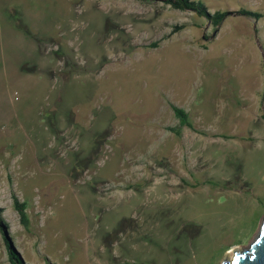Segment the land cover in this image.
<instances>
[{
	"label": "rangeland",
	"instance_id": "obj_1",
	"mask_svg": "<svg viewBox=\"0 0 264 264\" xmlns=\"http://www.w3.org/2000/svg\"><path fill=\"white\" fill-rule=\"evenodd\" d=\"M201 1L229 12L215 36L164 0H0V264L11 247L26 264H222L249 245L264 0ZM172 104L207 134L172 133Z\"/></svg>",
	"mask_w": 264,
	"mask_h": 264
},
{
	"label": "trees",
	"instance_id": "obj_2",
	"mask_svg": "<svg viewBox=\"0 0 264 264\" xmlns=\"http://www.w3.org/2000/svg\"><path fill=\"white\" fill-rule=\"evenodd\" d=\"M155 0H139L142 3H154ZM167 5L172 6L175 10L187 11L191 10L194 13H197L199 17L205 18L211 26L214 28V32H219L226 16L229 15L228 11H216L212 13L209 7L205 2L199 0H164ZM240 14H248L249 16L262 17L261 13H254L252 11H247L245 9L239 11ZM157 46L155 43L154 46ZM176 117L180 120V125L177 128L169 127L168 129L172 131L178 137L182 136V130L184 127L190 128L193 132L200 134H207L204 130L196 129L191 123L189 113L183 108H179L176 105L171 106ZM264 117V114H263ZM14 203L17 211H19L22 223L28 225L29 217L27 213V204L25 202H21L18 197L14 196ZM10 261L11 264H26L25 260L11 247L10 249ZM128 264H132L129 263Z\"/></svg>",
	"mask_w": 264,
	"mask_h": 264
},
{
	"label": "water",
	"instance_id": "obj_3",
	"mask_svg": "<svg viewBox=\"0 0 264 264\" xmlns=\"http://www.w3.org/2000/svg\"><path fill=\"white\" fill-rule=\"evenodd\" d=\"M222 264H264V218L249 245L236 251L232 259H226Z\"/></svg>",
	"mask_w": 264,
	"mask_h": 264
}]
</instances>
